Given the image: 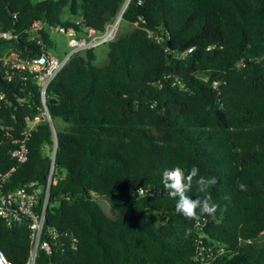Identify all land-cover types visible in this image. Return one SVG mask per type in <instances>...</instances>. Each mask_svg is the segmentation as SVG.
<instances>
[{
  "label": "trees",
  "instance_id": "16d2710c",
  "mask_svg": "<svg viewBox=\"0 0 264 264\" xmlns=\"http://www.w3.org/2000/svg\"><path fill=\"white\" fill-rule=\"evenodd\" d=\"M126 1L122 21L132 28L106 45L105 64L88 49L59 71L46 91L51 123L41 119L27 161L8 178L6 189L44 187L45 150L56 139L48 250H38L35 264H264V0H0V30L19 36L1 42L0 55H38L40 45L28 41L37 20L103 31ZM41 39L52 48L44 32ZM9 87L2 172L16 165L13 138L40 106L30 80L16 75ZM193 165L217 179L209 189L217 212L198 210V221L176 212L162 182L165 169ZM93 195L107 200L108 213ZM189 195L204 194L194 185ZM30 248L25 222L0 220L7 259L25 264Z\"/></svg>",
  "mask_w": 264,
  "mask_h": 264
},
{
  "label": "built area",
  "instance_id": "2783aa9c",
  "mask_svg": "<svg viewBox=\"0 0 264 264\" xmlns=\"http://www.w3.org/2000/svg\"><path fill=\"white\" fill-rule=\"evenodd\" d=\"M129 1H126L114 18L108 22L103 31L97 32L92 28L83 27L81 32L65 29L59 25H51L42 20L32 22L29 26L28 41L40 45V52L33 58H23L20 53L12 49H6L0 55V110L7 109L12 102L9 98V83L18 75L22 80H30L39 93V113L34 117L23 119V128L18 137L13 138V148L10 150V158L16 165L7 171H0V220L12 228L25 222L29 229L31 248L25 264H35V259L40 248L48 250V244L42 241L44 221L48 206L50 186L55 183L53 177L56 155V139H53L51 151L48 153L51 159L49 173L44 187H37L35 182H28L13 189H6L8 178L18 166L28 159V141L41 119L51 123L46 106V91L59 71L65 66L70 58L84 50L97 49L113 42L122 22V14ZM82 19H78L79 24ZM51 42L52 48H47L41 39V33ZM63 35L65 47L59 49L54 40V35ZM19 36L10 30H0V43L8 40H17ZM55 48V49H54ZM60 51V53H58ZM12 91V90H11ZM14 93V92H13ZM15 96L16 103H25V97ZM0 129H6L0 125ZM51 130L54 132L53 127ZM138 195L151 192L150 188L135 189ZM0 264H14L7 259L0 250Z\"/></svg>",
  "mask_w": 264,
  "mask_h": 264
},
{
  "label": "clouds",
  "instance_id": "9594fccd",
  "mask_svg": "<svg viewBox=\"0 0 264 264\" xmlns=\"http://www.w3.org/2000/svg\"><path fill=\"white\" fill-rule=\"evenodd\" d=\"M156 102L152 103L154 108ZM200 170L197 166L193 165L190 169H185L180 166H175L170 169H165L162 174V182L164 188L168 190L170 197L176 198L175 210L178 214L183 215L190 220L198 221L200 214H207L208 216H215L219 207L209 194V189L217 184L215 177H205L199 174ZM196 186L199 193L204 194L203 198L193 199L189 193L193 186ZM240 191H246L245 184L237 185ZM230 199V197H225ZM191 234V229H186L185 236Z\"/></svg>",
  "mask_w": 264,
  "mask_h": 264
},
{
  "label": "rangeland",
  "instance_id": "374dc122",
  "mask_svg": "<svg viewBox=\"0 0 264 264\" xmlns=\"http://www.w3.org/2000/svg\"><path fill=\"white\" fill-rule=\"evenodd\" d=\"M40 0H32V2H38ZM132 28L131 25L127 24V23H123V21L121 22L120 25V29L119 32L117 34V37H119L122 34H125L126 32H128L130 29ZM54 40L57 43L59 49L63 50L65 47V38L63 35H54ZM97 51V56H98V60L96 61L97 64L102 65L106 63V51L107 48L106 46H102L100 48L96 49ZM46 152L49 153V150H45ZM93 198L100 204L101 208L103 209V211H105L106 213L109 212V206L107 203V200L99 195H93ZM259 241L264 242V233L258 238Z\"/></svg>",
  "mask_w": 264,
  "mask_h": 264
},
{
  "label": "bare ground",
  "instance_id": "6f19581e",
  "mask_svg": "<svg viewBox=\"0 0 264 264\" xmlns=\"http://www.w3.org/2000/svg\"><path fill=\"white\" fill-rule=\"evenodd\" d=\"M9 260V259H8Z\"/></svg>",
  "mask_w": 264,
  "mask_h": 264
}]
</instances>
